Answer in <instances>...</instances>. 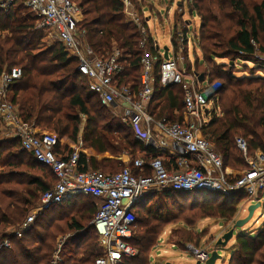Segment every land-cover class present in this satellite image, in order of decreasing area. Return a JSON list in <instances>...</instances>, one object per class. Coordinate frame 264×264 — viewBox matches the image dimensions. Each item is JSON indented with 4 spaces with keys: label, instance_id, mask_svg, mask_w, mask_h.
I'll use <instances>...</instances> for the list:
<instances>
[{
    "label": "trees",
    "instance_id": "obj_1",
    "mask_svg": "<svg viewBox=\"0 0 264 264\" xmlns=\"http://www.w3.org/2000/svg\"><path fill=\"white\" fill-rule=\"evenodd\" d=\"M132 1L139 6L138 0ZM77 5L84 17L81 27L86 29L90 45L97 53L107 54L113 52L115 43L124 64L119 83L138 89L145 50L140 48L141 31L126 19L122 2L78 0ZM189 5L190 12L197 13L201 20L198 38L205 63L202 75L210 83L222 80L218 91L221 114L212 117L202 135L223 157L225 168L231 169L245 161L235 144L238 137L247 141L249 156L257 151L264 154V0H190ZM182 32L187 34V28ZM46 37V32L37 28V20L25 9L24 0H18L7 13H0V79L4 72L21 69L22 76L11 87V101L25 124L53 133L60 140L68 139L77 147L82 143V149H91L99 156L109 155L108 159L98 160L80 152L81 172L100 169L112 172L124 166L118 159L126 155L133 159L132 163L140 154L146 159L164 157L170 161L167 165L176 163L178 155L147 147L121 119L110 115L114 110L103 106L89 91L88 80L80 73L77 60L70 58L61 44L48 46ZM154 45L148 35L147 50L156 58L155 96L149 109L154 111L165 103V110L171 115L181 113L183 90L177 85L161 87L163 58ZM216 59H228L229 64H216ZM237 61L244 62L245 69L248 62L260 68L254 72L249 69L250 76H236ZM158 118L181 122L174 115ZM57 151L73 153L75 149L59 144ZM245 167L248 169V164ZM56 183L52 170L23 151L18 139L0 142V245L4 240L11 243L10 248L0 249V264H51L58 236L68 233L77 235L67 238L60 264H95L103 256L97 235L91 239L92 225L85 228L97 214V200L92 197L87 199L92 201L88 209L76 207L80 198H86L78 196L44 212L21 238L13 235ZM246 196L243 192L223 196L171 189L145 195L134 209L136 221L131 243L139 254L125 259L123 264H148V255L159 240L162 226L169 221L168 201L178 202L179 206L193 204L191 209L200 206L205 212L203 218L214 216L229 221L235 218L238 204ZM73 206L79 214L72 211L70 215ZM54 210L66 212L67 217L59 219V224L52 220L56 216ZM230 264H264V227L254 236L241 233L237 237Z\"/></svg>",
    "mask_w": 264,
    "mask_h": 264
},
{
    "label": "built area",
    "instance_id": "obj_2",
    "mask_svg": "<svg viewBox=\"0 0 264 264\" xmlns=\"http://www.w3.org/2000/svg\"><path fill=\"white\" fill-rule=\"evenodd\" d=\"M17 1L0 0V13L10 11ZM121 2L128 20L141 31L140 48L145 50L138 89L119 83L124 72L120 50L103 54L97 53L90 45L86 29L81 27L82 11L72 0H24V7L37 20V28L55 38L69 57L77 60L80 73L87 78L90 91L100 103L123 113V123L133 128L137 140L159 150L171 148L172 153L178 155L173 168L167 167L164 157L136 158L131 166L119 173L81 172L79 154L82 143L73 153L58 152L61 140L53 133L25 124L13 105L11 87L22 76L21 69L4 72L0 79V119L19 140L21 149L49 167L57 178V183L41 197L37 207L30 212L24 224L12 232L13 235L21 238L39 216L55 206L78 196L92 197L97 200L98 211L91 225L97 235L98 246L103 250V256L95 264H123L125 259L138 256V249L131 243L136 221L134 209L145 195L167 189L223 196L243 192L247 195L245 201L250 205H264V154L257 151L249 156L247 141L236 138V147L248 163V169L233 176L225 168L223 157L202 135L203 128L212 117L221 114L220 86H211L207 78L200 82L196 76L199 74L188 75L185 69L181 70L180 59L176 58L174 49L173 56L169 53V59L165 60L164 53L156 44L154 48L163 58L160 65L161 87L177 85L182 88L184 119L175 123L167 118L156 121L149 114L148 106L155 96L156 58L147 50L148 32L140 25L139 13L135 11L132 0ZM173 33L180 42V51H183L185 42L184 50L187 51L188 34L182 30ZM67 238L58 240L51 264L62 263L61 252ZM160 242L164 243L163 239ZM159 243L155 248L161 246ZM10 247L8 240L0 245V249ZM172 247L175 245L172 244ZM186 250L195 262L202 264L211 254V251L197 250L189 245Z\"/></svg>",
    "mask_w": 264,
    "mask_h": 264
},
{
    "label": "rangeland",
    "instance_id": "obj_3",
    "mask_svg": "<svg viewBox=\"0 0 264 264\" xmlns=\"http://www.w3.org/2000/svg\"><path fill=\"white\" fill-rule=\"evenodd\" d=\"M74 1L76 4H78V0H74ZM189 2L190 0H138L139 6L135 5L134 3L133 6L135 11L139 13L140 25L146 28L149 37L153 38V41L156 42L161 53H164L165 49L167 48L169 49L170 55L173 56V49H174L176 58L180 59V67L182 70L185 69L186 72L189 74L194 75L197 73L199 75H202L204 74L203 71L205 68V63L198 42V36H199L198 34L201 27V20L198 17L197 13L192 14L190 12L191 6L189 5ZM139 7H141V11ZM81 19L83 21L84 19L83 14ZM126 19L128 20L127 17ZM128 22H131L135 26H137L132 21L128 20ZM184 27H186L188 30L187 36L189 39V43L187 46V51L186 49L184 50V48L186 47V42L183 43V51H180L179 48L180 42L178 41L177 36L173 37L174 35L173 32L180 31ZM46 35H47L46 41L48 46H56L59 44L55 38L51 37V35L48 34ZM262 37L264 41V34ZM173 39L174 42L172 43ZM115 49H117V45L114 43L113 50ZM215 63L216 64L226 63L228 65L229 60L216 59ZM235 65H236L235 68L236 76H243V75L250 76L251 71L249 69L252 68L253 69L252 71L254 72L260 68L259 66H255L251 62L246 63V67L248 69L243 68L244 67L243 65H245L244 62L237 61L235 62ZM221 82L222 80H215L213 82L211 81L210 85L221 86ZM204 85H206V81L204 82ZM89 87L90 86L88 83V89L90 91ZM164 104L165 103L161 104V106L154 111L153 109L151 110V113L154 112L153 115H155L157 119H159L158 117H171V116L173 117L174 115V114L171 115V112L165 110ZM110 115L115 116L116 118H119L122 121L123 113H121L120 110H115L113 113H110ZM180 115H183V112H181ZM130 128L133 130L132 127ZM13 140H15V137L12 135V133L9 132L8 129H6L5 125L0 119V142L13 141ZM211 146L214 149V151L217 152L212 144ZM7 152L8 151L5 150V153ZM118 160H121L124 166L119 167L112 172L104 171L101 169L99 171L103 173H111V174L119 173L127 166H131L133 159L130 156L126 155L122 158H119ZM246 164L248 163L246 161H243V163L236 164L235 166L231 167V169L229 168L228 170L232 171V173L234 174L233 176H238L242 171L246 170L245 167ZM87 199L89 198L88 197L80 198L78 200V204L76 202L77 204L76 207L80 208L82 206H85L86 209L91 207L92 201ZM249 205H250L249 202L246 201H242L241 203H239L235 218L228 221L220 217H214V216L203 218L205 212H203L204 209L201 210L202 207L198 208L200 206L191 209L193 207V204L189 203L186 205L184 204L179 206L178 202L176 203L173 201L172 202L168 201L167 207L169 206L170 211H168L169 213L167 214L166 218L169 221L168 223L162 226V229L159 233L160 234L159 240L163 239L164 243L163 242L159 243V240L155 243V246H157L158 243L161 246L156 248L154 247L153 251L150 252V255H148V264H195L196 263L195 259L190 254V252L186 250V246L188 245L193 246L197 250H207V249L209 250L211 248H214L215 243L233 227L236 221L240 219H244L248 216ZM74 207L75 206H73V208L69 210L70 215L72 211L75 212L74 214L78 212V210L76 212V209H74ZM81 209L83 210L84 207H82ZM54 212H56V216H54L55 218L52 219L54 221H59V219L65 218L66 216L65 211L54 210ZM77 214H79V212ZM139 214L140 212H137L138 216ZM63 220L64 221H62V223L65 222V219ZM59 223L60 221L58 222V224ZM91 224L92 222L85 224V228H87ZM262 227H264L263 207L255 211L251 221L244 227V230H246V233L244 234L253 233L254 236L260 231ZM241 232H242L241 230L236 231L234 239L227 245V247L221 248L219 250V255L222 258L221 260L217 261L216 264H230L232 253L235 249L236 238L239 234H241ZM74 235L77 234L68 233L66 235L58 236L56 240V244L60 238L68 237L69 239H71L72 236ZM91 236H92L91 239H94L93 237L96 236L93 231H91ZM180 242H183L182 243L183 245L181 246L178 245V243ZM56 244H55V249L57 246ZM172 244H174L175 247H172ZM150 259L151 262H149Z\"/></svg>",
    "mask_w": 264,
    "mask_h": 264
},
{
    "label": "water",
    "instance_id": "obj_4",
    "mask_svg": "<svg viewBox=\"0 0 264 264\" xmlns=\"http://www.w3.org/2000/svg\"><path fill=\"white\" fill-rule=\"evenodd\" d=\"M164 58L165 60L169 59V49L167 48L165 49L164 52ZM196 76H198L200 81H203V79L205 78L204 75H196ZM260 208H262L261 203L250 205L248 207V216L244 219H240L236 221L233 227L215 243V247L211 251L209 259L204 264H216L217 261L221 260L222 257L219 255V250L221 248L227 247V245L234 239L236 231L241 230L242 231L241 233L246 232V230H244V227L251 221L255 211ZM195 264H202V263L200 261H197Z\"/></svg>",
    "mask_w": 264,
    "mask_h": 264
},
{
    "label": "crops",
    "instance_id": "obj_5",
    "mask_svg": "<svg viewBox=\"0 0 264 264\" xmlns=\"http://www.w3.org/2000/svg\"><path fill=\"white\" fill-rule=\"evenodd\" d=\"M147 20V19H146ZM155 44H156V42H155ZM157 45V44H156ZM174 48V47H173ZM170 53V52H169ZM181 68V67H180ZM182 70V69H181ZM188 75H192V74H189L188 73ZM205 77V76H204ZM198 80H199V78H198ZM188 81H190L189 80V76H188ZM200 81V80H199ZM201 82V81H200ZM151 104V103H150ZM149 107H150V105L148 106V112H149V114L154 118V120H156V121H158V119H155V115H152V113H151V109H149ZM183 112V111H182ZM181 113H178V112H174V116L175 117H177L176 118V121L178 120H180L181 119V122L183 121V115H180ZM161 120V119H160ZM83 121L85 122V118L83 117ZM83 128H84V126L82 127V130H83ZM82 130H81V134H80V136H79V141L81 140V138H82ZM65 140V141H64ZM61 142H62V145H66V146H68V147H73L74 149L75 148H77V145L76 144H73V143H71L68 139H62L61 140ZM145 144V143H144ZM146 145V144H145ZM166 151H168V152H171L172 153V151H171V148H169V149H167ZM80 152H82V153H84L85 155H87L88 157H94V158H97L98 160H103V159H108V158H110L109 157V155H104V156H99V155H97L96 154V152L95 151H93V150H91V149H80ZM173 154V153H172ZM136 158H145V155H142V154H140V155H138ZM146 159V158H145ZM165 159V158H164ZM166 160V159H165ZM165 163H167V164H170V161L168 162V161H165ZM166 164V165H167ZM170 166V167H169ZM167 167H169L170 169L171 168H173L174 167V165H167ZM229 171V173L231 174V175H234L233 173H232V171L231 170H228ZM96 207H97V203H96ZM97 211H98V209H97ZM235 247H236V243H235ZM212 250H213V248H211ZM211 249H207L206 251H208L209 253H210V251H212Z\"/></svg>",
    "mask_w": 264,
    "mask_h": 264
}]
</instances>
